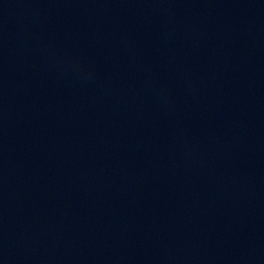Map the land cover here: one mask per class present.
<instances>
[{
    "label": "water",
    "instance_id": "95a60500",
    "mask_svg": "<svg viewBox=\"0 0 264 264\" xmlns=\"http://www.w3.org/2000/svg\"><path fill=\"white\" fill-rule=\"evenodd\" d=\"M0 264H264V0H0Z\"/></svg>",
    "mask_w": 264,
    "mask_h": 264
}]
</instances>
